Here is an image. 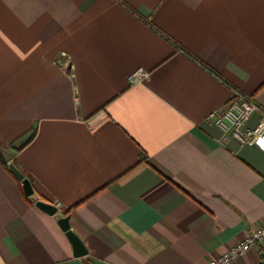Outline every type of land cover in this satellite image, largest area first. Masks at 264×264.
Returning <instances> with one entry per match:
<instances>
[{
  "label": "crops",
  "instance_id": "0c3cea01",
  "mask_svg": "<svg viewBox=\"0 0 264 264\" xmlns=\"http://www.w3.org/2000/svg\"><path fill=\"white\" fill-rule=\"evenodd\" d=\"M234 91L264 109V0H0V264H205L264 226V141L206 121Z\"/></svg>",
  "mask_w": 264,
  "mask_h": 264
},
{
  "label": "built area",
  "instance_id": "2783aa9c",
  "mask_svg": "<svg viewBox=\"0 0 264 264\" xmlns=\"http://www.w3.org/2000/svg\"><path fill=\"white\" fill-rule=\"evenodd\" d=\"M147 77V74L138 71L130 76V81L134 84L142 83ZM255 114L259 116L258 122L255 127L249 128L248 122ZM206 121L230 135L239 144L252 145L258 140L264 141V109L251 97L239 92L234 91L228 105L209 114ZM260 246H264V226L256 228L244 240L205 264H233Z\"/></svg>",
  "mask_w": 264,
  "mask_h": 264
},
{
  "label": "water",
  "instance_id": "95a60500",
  "mask_svg": "<svg viewBox=\"0 0 264 264\" xmlns=\"http://www.w3.org/2000/svg\"><path fill=\"white\" fill-rule=\"evenodd\" d=\"M11 169L14 176L21 181L24 194L28 197L34 195V188L31 181L28 178H25L24 175L15 166H12ZM37 206L50 215H55L58 213L57 207L52 204L38 202ZM69 220V216L61 218L59 221V225L62 230L66 232L69 240L71 241L74 248L75 257H83L87 254V249L85 248L81 239L71 230Z\"/></svg>",
  "mask_w": 264,
  "mask_h": 264
},
{
  "label": "trees",
  "instance_id": "16d2710c",
  "mask_svg": "<svg viewBox=\"0 0 264 264\" xmlns=\"http://www.w3.org/2000/svg\"><path fill=\"white\" fill-rule=\"evenodd\" d=\"M34 135H35V130H33L32 132H30V133L26 136L27 138H26V140H25V143H28L31 139H33ZM17 143H18V142H14V143L12 144V146H13L14 148H16L17 150H20L21 147H15ZM0 161L2 162L3 165H6V162H5V160H4V158L2 157L1 154H0Z\"/></svg>",
  "mask_w": 264,
  "mask_h": 264
},
{
  "label": "rangeland",
  "instance_id": "374dc122",
  "mask_svg": "<svg viewBox=\"0 0 264 264\" xmlns=\"http://www.w3.org/2000/svg\"><path fill=\"white\" fill-rule=\"evenodd\" d=\"M55 206V205H54Z\"/></svg>",
  "mask_w": 264,
  "mask_h": 264
}]
</instances>
